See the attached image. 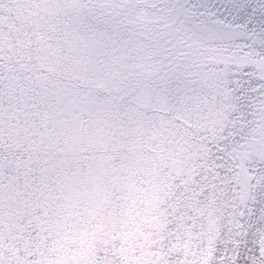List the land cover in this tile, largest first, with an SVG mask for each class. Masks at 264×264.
I'll list each match as a JSON object with an SVG mask.
<instances>
[{"label": "snow or ice", "instance_id": "6c2138e0", "mask_svg": "<svg viewBox=\"0 0 264 264\" xmlns=\"http://www.w3.org/2000/svg\"><path fill=\"white\" fill-rule=\"evenodd\" d=\"M0 264H264V0H0Z\"/></svg>", "mask_w": 264, "mask_h": 264}]
</instances>
